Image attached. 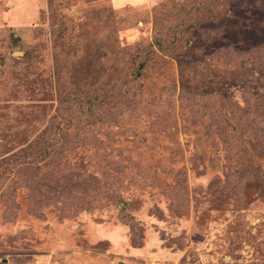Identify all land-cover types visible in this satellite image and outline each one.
Listing matches in <instances>:
<instances>
[{
  "label": "rangeland",
  "instance_id": "374dc122",
  "mask_svg": "<svg viewBox=\"0 0 264 264\" xmlns=\"http://www.w3.org/2000/svg\"><path fill=\"white\" fill-rule=\"evenodd\" d=\"M207 1L0 0V264H264V0Z\"/></svg>",
  "mask_w": 264,
  "mask_h": 264
},
{
  "label": "trees",
  "instance_id": "16d2710c",
  "mask_svg": "<svg viewBox=\"0 0 264 264\" xmlns=\"http://www.w3.org/2000/svg\"><path fill=\"white\" fill-rule=\"evenodd\" d=\"M206 4L210 7L213 8H218L217 10L219 12H224L226 7H227V0H220V2H215V1H207ZM161 42H158L157 44H159V48H163V43L160 44ZM143 64V63H142ZM142 64L138 65V73L134 78H132L133 82L138 80L140 77V73L143 70ZM146 64V63H144ZM131 95V94H129ZM133 97V96H132ZM131 97V98H132ZM131 98L128 99V101L131 100ZM117 105L119 104H114L112 108V110H118L117 109ZM129 108V107H128ZM104 110L105 113H107L109 111V108L106 109H102L99 108L98 112H102ZM68 114H65L61 116V120L56 123V126L54 127V130L51 134V137L45 139V141H43V144L41 146V148H39L38 153H40L39 155H42L41 158L42 159H48L53 157L56 154H61L64 146L67 145L69 143V140L66 139L67 137V133L69 132L70 128H72V123L70 121V116H71V111H72V107H69V109L67 110ZM70 113V114H69ZM110 115V114H108ZM39 144L41 142V138L39 139ZM39 147V145L37 144L36 148Z\"/></svg>",
  "mask_w": 264,
  "mask_h": 264
}]
</instances>
